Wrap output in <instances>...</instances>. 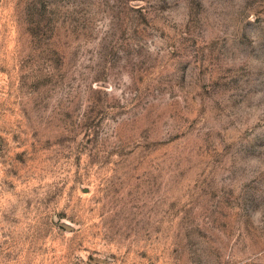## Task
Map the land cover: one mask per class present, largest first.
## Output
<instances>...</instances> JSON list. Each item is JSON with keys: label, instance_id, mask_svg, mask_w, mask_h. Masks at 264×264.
<instances>
[{"label": "rangeland", "instance_id": "374dc122", "mask_svg": "<svg viewBox=\"0 0 264 264\" xmlns=\"http://www.w3.org/2000/svg\"><path fill=\"white\" fill-rule=\"evenodd\" d=\"M0 264H264V0H0Z\"/></svg>", "mask_w": 264, "mask_h": 264}]
</instances>
